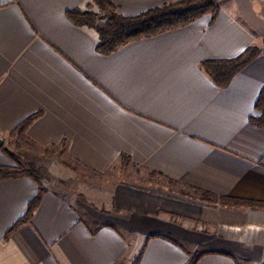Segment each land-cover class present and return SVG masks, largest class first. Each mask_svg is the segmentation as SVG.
Masks as SVG:
<instances>
[{
	"label": "crops",
	"instance_id": "crops-1",
	"mask_svg": "<svg viewBox=\"0 0 264 264\" xmlns=\"http://www.w3.org/2000/svg\"><path fill=\"white\" fill-rule=\"evenodd\" d=\"M111 1L134 17L178 0ZM215 1V21L104 54L97 30L69 16L97 11L92 0H0L3 146L52 152L30 156L52 181L40 180V205L8 238L39 184L0 180V264H187L203 250L216 252L197 264H264V127L250 122L264 86V0ZM252 46L260 53L227 87L202 67ZM16 165L0 148V166ZM79 176L89 184H67ZM203 192L254 204L213 205Z\"/></svg>",
	"mask_w": 264,
	"mask_h": 264
},
{
	"label": "trees",
	"instance_id": "trees-1",
	"mask_svg": "<svg viewBox=\"0 0 264 264\" xmlns=\"http://www.w3.org/2000/svg\"><path fill=\"white\" fill-rule=\"evenodd\" d=\"M92 1L99 6L103 13L89 10H72L69 12V16L75 24L92 27L97 30L99 34L97 49L104 54H109L130 41L157 35L170 29L188 25L208 13L212 14V21H215L220 12V7L215 0H178L150 9L140 15L127 17L118 11V6L111 0ZM258 53L259 48L257 46H252L233 59L206 60L202 62V67L218 86L224 88L231 83L233 77L237 73L257 57ZM255 108L259 115L257 117H251L250 122L263 128L264 86L256 100ZM37 116L38 114H34L24 120L13 131V135L23 134ZM66 145L67 142L64 139L61 142V146L65 148ZM0 148L17 162L16 166H0V180L29 176L39 184L38 194L29 203L26 213L6 233L5 238H8L13 232L32 219L35 210L40 205L42 197L46 192L40 180L47 176V172L42 166L37 165L33 161H29L27 165L17 161L19 157L16 154L7 151L4 146ZM122 161L123 163L127 162L125 156L122 157ZM62 162L69 168L74 167L67 160H63ZM202 198L207 203L213 205L233 208H243L254 204L245 200L218 196L208 192H203ZM165 237L172 240L168 235H165ZM209 252L214 253L216 251H197L192 255L187 264H197L200 258ZM221 253L228 254L224 252Z\"/></svg>",
	"mask_w": 264,
	"mask_h": 264
},
{
	"label": "rangeland",
	"instance_id": "rangeland-1",
	"mask_svg": "<svg viewBox=\"0 0 264 264\" xmlns=\"http://www.w3.org/2000/svg\"><path fill=\"white\" fill-rule=\"evenodd\" d=\"M93 2V1H92ZM94 3V2H93ZM94 4H96V3H94ZM91 7H93V5L91 6ZM94 7H96V8H98L97 9V11H93V12H101V13H103V11L99 8V6L96 4V6H94ZM90 11H92V10H90ZM259 53H260V50H259ZM258 53V54H259ZM14 142L13 141H11L9 144L11 145V144H13ZM14 145V144H13ZM14 150H15V152L18 154L17 156L19 157V159H20V161L23 163V164H25V165H27L28 164V162L31 160L30 159V156L32 157V158H34L35 160H37V161H40L41 163H44V162H46V161H48L49 159H51V157L52 156H50V154L52 153L51 151H49V152H47L48 154H46L45 156H43L42 154H39L38 152H35V151H33V150H30V149H28L27 147H25V146H23V147H14L13 148ZM29 155V156H28ZM49 155V156H48ZM80 177V179L79 178H76V179H71V180H69V181H67V184H69V183H72L71 181H76L78 184H81V185H85V186H87L89 183H88V180L87 179H85V178H83V177H81V176H79ZM44 179H48L49 180V182L50 181H52V180H50V178H49V175L47 174V176L44 178ZM148 181L149 180H144V182H145V184H148ZM75 182V183H76ZM149 182H151V180L149 181ZM159 182V181H158ZM160 188H169L170 189V191H175V192H178V193H181V194H184L185 192H186V189H181L180 188V186H166L165 184H162V182H160V183H158L157 184ZM150 186H152V187H154V188H156V179L154 178V180H152V185H150ZM167 188V189H168ZM184 192V193H183Z\"/></svg>",
	"mask_w": 264,
	"mask_h": 264
},
{
	"label": "water",
	"instance_id": "water-1",
	"mask_svg": "<svg viewBox=\"0 0 264 264\" xmlns=\"http://www.w3.org/2000/svg\"><path fill=\"white\" fill-rule=\"evenodd\" d=\"M5 143V140L2 136H0V146H3Z\"/></svg>",
	"mask_w": 264,
	"mask_h": 264
}]
</instances>
